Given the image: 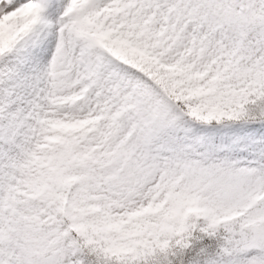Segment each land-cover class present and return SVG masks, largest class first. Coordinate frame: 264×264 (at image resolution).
<instances>
[{"label": "snow or ice", "instance_id": "obj_1", "mask_svg": "<svg viewBox=\"0 0 264 264\" xmlns=\"http://www.w3.org/2000/svg\"><path fill=\"white\" fill-rule=\"evenodd\" d=\"M0 264H264V0H0Z\"/></svg>", "mask_w": 264, "mask_h": 264}]
</instances>
